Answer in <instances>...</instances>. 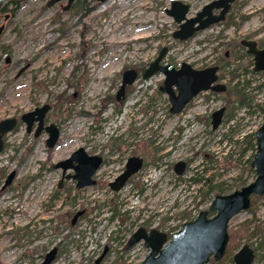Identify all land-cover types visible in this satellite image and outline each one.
I'll return each mask as SVG.
<instances>
[{"label": "rangeland", "instance_id": "obj_1", "mask_svg": "<svg viewBox=\"0 0 264 264\" xmlns=\"http://www.w3.org/2000/svg\"><path fill=\"white\" fill-rule=\"evenodd\" d=\"M48 1L0 3V120L47 104L44 123L60 130L53 148L46 147L47 133L35 137L20 120L3 137L0 264H39L54 246L58 252L52 264H95L102 254L104 264H139L149 248L142 240L126 248L135 230L157 229L169 236L208 210L215 196L207 192L208 185L227 194L254 179L248 159L255 146L242 140L264 124L256 107L264 102V86L258 74L244 75L240 69L239 77L228 80L231 68L225 67L224 82L248 81L245 91L252 100L239 106L232 93L234 116L212 129L208 115L224 104L220 95L200 93L180 113L170 114L167 96L158 90L163 75L138 78L117 101L121 74L129 68L139 72L162 47H167L164 62L200 67L229 54L226 42L254 32L264 38V0H232L224 20L186 41L172 37L178 26L165 12L172 0H74L67 10L66 0L51 6ZM179 1L190 6L192 17L212 0ZM229 14L233 23L225 26ZM78 147L107 160L94 175L96 184L78 190L68 179L58 188L61 171L51 165ZM131 155L142 157L143 167L113 192L108 183ZM178 161L185 162L182 174L173 169ZM11 171L15 176L4 185ZM78 211L83 213L71 224ZM247 220L264 224V193L253 208L230 219L228 230ZM259 240L243 239L239 245L253 249L252 264H264Z\"/></svg>", "mask_w": 264, "mask_h": 264}, {"label": "water", "instance_id": "obj_2", "mask_svg": "<svg viewBox=\"0 0 264 264\" xmlns=\"http://www.w3.org/2000/svg\"><path fill=\"white\" fill-rule=\"evenodd\" d=\"M60 0H49L47 6H51ZM73 0H66L63 10H67ZM104 2L106 0H97ZM3 0H0L2 3ZM232 0H212L205 4L195 16L189 17L190 6L179 0H172L170 7L165 10L173 21L178 25L172 33V37L177 40H186L196 31L203 30L213 23L222 21L229 9ZM214 9H219L217 15L213 14ZM4 27L0 26V35ZM241 44L246 48V52L252 56L253 71L262 72L264 75V48L258 49L253 39H242ZM167 52V47H162L156 57L149 61L146 66L137 72L134 68L126 69L121 74V83L115 94V99L120 101L124 98L125 89L133 84L138 76L146 80L155 74L163 75V80L158 90L167 95L170 114L181 112L185 106L200 92L214 91L222 92L226 90L224 83L217 82L218 66H209L203 69H195L189 63L183 61L178 67L163 63V58ZM50 106L47 104L36 107L34 110L25 112L20 116V121L26 124V131L32 130L33 122L37 121L34 136H38L44 128L48 137L46 146L52 148L57 143L60 131L58 127L51 123L44 126V117ZM225 107L213 111L211 114L212 129H216L222 120ZM17 118H5L0 120V152L3 150V137L17 125ZM256 151L253 155L251 166L255 170L254 179L227 194H217L213 197L208 210L199 211L193 219L182 223L181 227L172 232L168 237L164 232L157 229L146 230L142 227L135 230L128 238L126 248H131L139 241L149 248L148 254L139 264H206L213 258L218 261L224 255L229 241L228 223L230 219L240 211L249 208L251 196L262 195L264 193V124L255 131ZM102 163L99 154H88L83 147L75 149L68 157L52 165L53 168L62 169V178H70L75 181L76 189H82L96 184L93 178L94 173ZM143 165V158L130 156L124 170L120 172L108 186L112 191H119L128 179L135 174ZM185 168L184 161L174 164L176 174H182ZM73 170L72 174H66L67 170ZM15 172L11 171L4 182L9 184ZM209 211L213 212L209 216ZM83 211L74 214L71 224L79 217ZM57 255V247H51L39 264H52ZM102 255L95 264L101 262ZM255 253L248 244H243L232 256L234 264H251Z\"/></svg>", "mask_w": 264, "mask_h": 264}, {"label": "trees", "instance_id": "obj_3", "mask_svg": "<svg viewBox=\"0 0 264 264\" xmlns=\"http://www.w3.org/2000/svg\"><path fill=\"white\" fill-rule=\"evenodd\" d=\"M84 11H87V9L84 8ZM229 15L226 16V22H224L225 26H230L233 23L231 20V14H229ZM255 34H256V32L247 34L243 37L244 38H251ZM260 43H261V46L264 45V38H261ZM225 45L230 46L229 56H226L225 52H224L223 56L222 55L219 56L215 61V63L217 65H219V67L221 69V72L219 74L220 78H225V74H226L225 67H231L230 72L233 74L235 73V71L239 67H242L244 69V72H243L244 74H246V73L247 74L248 73L253 74L252 70L250 69V66L252 64L251 61H247L244 64L240 63V62H236L237 60H241L245 56L246 57L248 56L245 53L240 42L239 41H230V42H226ZM169 63L171 65L174 64L172 60H169ZM232 64H234V65H232ZM78 71H79V69L76 67L72 73L73 74L72 77H74ZM247 71H249V72H247ZM230 72H228V73H230ZM237 77H239V76H230V78L228 80H233L234 78H237ZM80 80L81 79H79V81ZM80 82H82V81H80ZM227 85H228L227 90L218 94V96L220 95V97H222L224 99V103H225V107H226V113L224 115V119H230L234 116L235 107L233 106V102L235 100H233L231 98L232 93L235 94V96L237 97V100H238L237 102H238L239 106H246L249 104L248 101L252 100V96H250V94L245 91L247 89V87L249 86L248 81H245L243 83L236 82L234 85H231V82L227 81ZM211 94L215 95L217 93L211 92ZM64 99H65V101L69 100L68 98H64ZM111 100H114V98L112 96H111ZM256 107L258 109H260L264 114V102H263V104H257L256 103ZM115 139H117V138H114L113 140L115 141ZM242 141L246 144L247 147L249 145L255 146V142H253L254 141V134L253 133L252 134L251 133L246 134V136L244 137V139ZM111 145H118V144L116 142L115 143L111 142ZM243 151H241V152H243ZM241 154H243V153H241ZM248 164H249L248 169H252L251 160H249V159H248ZM244 184H245V182L241 183V185H244ZM221 191H222V187L214 186V185H208L207 192H212L216 195ZM256 198H257V196L251 197V202H250L251 208H253V205L255 203ZM209 214L211 215L212 212H209ZM251 223H254V221L252 222V220H247V221L239 224L236 229L229 228V230H228L229 241H228V244L226 246L225 253H224L223 257L220 260H218L215 264H223V262L225 260H229V262H232V255L238 249L240 242L243 239L248 241L252 238H255L256 236H259L260 237L259 243L264 242V224H263V222L257 223L255 221V223L253 224L252 227L250 226ZM213 262H214L213 260H210V262L208 264H213Z\"/></svg>", "mask_w": 264, "mask_h": 264}, {"label": "flooded vegetation", "instance_id": "obj_4", "mask_svg": "<svg viewBox=\"0 0 264 264\" xmlns=\"http://www.w3.org/2000/svg\"><path fill=\"white\" fill-rule=\"evenodd\" d=\"M218 13H219V11H218ZM2 34V33H1ZM251 38H253L254 40H255V42H256V46H257V48L258 49H262V48H264V45L263 46H261V43H260V40H261V38H258L256 35H253ZM263 38V37H262ZM243 39H246V38H243ZM248 39V38H247ZM242 40V39H241ZM241 40H240V42H241ZM242 47H243V49H244V51H245V53L248 55L247 57L245 56L244 58H242L241 60H237L236 62H240V63H246L247 61H251L252 62V64H251V66H250V69L252 70V72H253V60H252V56L251 55H249L247 52H246V48L242 45ZM230 54V53H229ZM229 54L226 52L225 53V55L226 56H229ZM232 65H234V64H232ZM194 68H196V69H203V68H206V66H200V67H195L194 65H192ZM229 68H231V67H229ZM241 70L242 72H244V69L242 68V67H239V68H237V70L235 71V73L233 74V73H231L230 71H228V72H230V76H237V74H236V72L238 71V70ZM220 72H221V69H220V67H219V65H218V72H217V77H218V80H217V82H221V83H224L225 84V86H226V88L228 87V85H227V81H225L224 82V78H220V76H219V74H220ZM247 72H249V71H247ZM244 74V73H243ZM247 74V73H246ZM246 74H244V75H246ZM248 74H251V73H248ZM253 74L255 75V74H258L261 78H262V80H263V82H262V84H259V85H261V86H264V77H263V75H262V73L261 72H259V73H254L253 72ZM253 74H251V75H253ZM226 76V75H225ZM209 93V96H208V98L209 97H215V96H218V93L217 94H215V95H212L211 94V92H208ZM213 93V92H212ZM199 95V94H198ZM197 95V96H198ZM124 98H125V95H124ZM124 98H122L120 101H122ZM194 100V99H193ZM211 100V99H210ZM192 103V101H190V103L189 104H191ZM226 113V109H225V112H224V114ZM211 114H212V112L208 115V119H211ZM17 120H19V118H17ZM34 124H36V125H34ZM36 126H37V121H35V122H33V124H32V130H33V135H34V133H35V128H36ZM44 126H45V123H44ZM31 130V131H32ZM30 131V132H31ZM27 132V131H26ZM30 132H28V133H30ZM42 132H45V130H44V128H42V130H41V132H40V134H42ZM45 133H47V132H45ZM39 134V135H40ZM38 135V136H39ZM35 137H37V136H35ZM46 140V139H45ZM45 144H46V142H45ZM47 147V146H46ZM97 154V153H96ZM101 156V155H100ZM131 156H136V155H131ZM68 157V156H67ZM102 157V163L100 164V166L98 167V169L96 170V172L99 170V168L102 166V164H104V162H106L107 160H105L104 158H103V156H101ZM130 157V156H129ZM129 157H127V158H125V160H124V163H123V166H122V169L120 170V172H122L123 170H124V167H125V163H126V161H127V159L129 158ZM140 157V156H139ZM65 159V158H64ZM62 160V159H61ZM60 161V160H59ZM53 164H55V163H53ZM52 164V165H53ZM52 165H51V167H52ZM53 168V167H52ZM53 169H56V168H53ZM57 169H60V171H61V175H60V179H59V181H58V184H57V187L58 188H61V186H62V183H63V181L64 180H68V179H70V178H64L63 179V181H62V183L60 184L59 182H60V180H61V178H62V169L61 168H57ZM141 169V168H140ZM139 169V170H140ZM138 170V171H139ZM69 171H72L73 172V170L71 169V170H67L66 171V174H72V172H69ZM137 171V172H138ZM96 172L94 173V175L96 174ZM119 172V173H120ZM136 172V173H137ZM118 173V174H119ZM135 173V174H136ZM94 175H93V177H94ZM134 175V174H133ZM132 175V176H133ZM14 176H15V174H14ZM131 178V177H130ZM129 181V180H128ZM128 183V182H127ZM127 183H125V185L127 184ZM74 187H75V184H74ZM109 187V186H108ZM75 189H76V187H75ZM43 257L44 256H42V259H43Z\"/></svg>", "mask_w": 264, "mask_h": 264}]
</instances>
